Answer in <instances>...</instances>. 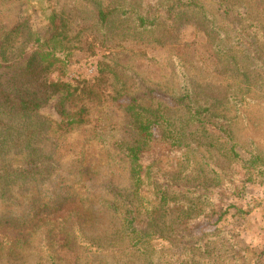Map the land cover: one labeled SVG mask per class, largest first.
Returning a JSON list of instances; mask_svg holds the SVG:
<instances>
[{
	"label": "trees",
	"instance_id": "trees-1",
	"mask_svg": "<svg viewBox=\"0 0 264 264\" xmlns=\"http://www.w3.org/2000/svg\"><path fill=\"white\" fill-rule=\"evenodd\" d=\"M18 4L43 26L15 13ZM190 28L204 36L219 81L192 71ZM150 49L169 51L162 82L131 63ZM75 52L99 56L92 81L64 80ZM263 97L264 0H0V264L27 253L33 264L111 255L89 233L93 208L57 207L43 193L63 177L67 138L86 130L102 139L108 109L128 183L101 184L99 212L118 221L109 236L128 248L124 264H264V247H243L240 230L218 227L232 209L264 218V197H246L264 188V151L234 129ZM156 241L168 246L155 252Z\"/></svg>",
	"mask_w": 264,
	"mask_h": 264
},
{
	"label": "rangeland",
	"instance_id": "rangeland-1",
	"mask_svg": "<svg viewBox=\"0 0 264 264\" xmlns=\"http://www.w3.org/2000/svg\"><path fill=\"white\" fill-rule=\"evenodd\" d=\"M14 12L24 17L30 15L36 29L41 28L44 24L39 12L29 8L26 4H18ZM183 40L192 45L188 55L192 71L196 72L201 80L216 78L214 81H219L220 79L213 73V64L205 59L204 36L190 28L184 34ZM146 53L145 57H135L131 60L134 69L150 82H162L168 79L170 77V68L167 65L169 51L167 49H150ZM98 59L99 56L87 58L83 53L75 52L69 59L64 80L72 83L84 80L92 81L97 77ZM53 105L51 103L47 106L43 110V114L54 116ZM108 112V118L104 124L106 126L109 124V126L102 139H89L90 134L86 130L75 131L67 138L65 146L70 148V152L61 161L63 177L55 179L48 187L44 188L43 193L51 196L57 207L64 205V209L69 210L93 208L95 219L91 223L89 233L92 236H101L108 249L113 250L111 255L92 258L93 261L96 264H124L129 256L128 248H125L124 242L115 238L116 236H109L117 227L118 221L112 217L111 213L99 212L102 208L99 201L106 198L104 186L113 182L123 189L128 183L125 166L112 147L113 142L118 139V129L113 128L112 124L118 120V117L112 109H108ZM234 129L238 142L243 144L251 142L264 151V97L261 101L251 103L241 109ZM65 193H71L70 200L66 204L63 201ZM253 195L264 197V188L249 189L246 197L250 198ZM233 202L245 205L244 201L241 203L238 200H233ZM218 227L240 230L239 241L243 247L251 249L264 247V218L260 210L244 217L236 214V211L232 209ZM152 246L156 252L161 247L168 245L165 242L156 241L152 243ZM83 259L82 264H91L90 258L83 257ZM14 263L33 264V256L30 253L24 254Z\"/></svg>",
	"mask_w": 264,
	"mask_h": 264
}]
</instances>
